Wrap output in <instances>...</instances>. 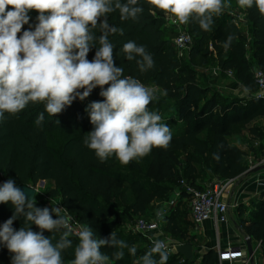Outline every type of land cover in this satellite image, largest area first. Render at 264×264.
I'll return each mask as SVG.
<instances>
[{"label":"trees","instance_id":"trees-1","mask_svg":"<svg viewBox=\"0 0 264 264\" xmlns=\"http://www.w3.org/2000/svg\"><path fill=\"white\" fill-rule=\"evenodd\" d=\"M236 2L225 0L230 6L213 17L211 31L205 32L195 20H189L187 31L193 43L187 62L175 49L176 31L163 27L165 13L161 10H150V6L140 0L144 12L138 20L121 21L118 11L108 14L109 24L123 29V35L109 36L115 45L116 66L123 67V76L138 79L153 89L157 99L150 103V111L160 114L170 110L166 114V125L172 132V140L166 149L153 148L147 156L127 165L120 164L115 156L101 163L95 152L83 144L85 134L93 130L85 108L93 101L105 99L97 87L85 100L77 97L56 116H50L42 102H30L16 115L5 113L0 120V184L9 178L15 180L17 187L49 182L52 187L47 196L58 198L60 205L85 227L90 226L97 238L109 237L115 231L117 238L137 248L135 256L124 249V257L117 261L111 255L114 248L102 247L101 252L109 255L108 264H135L150 249L146 247L149 242L127 231L125 224L146 218L153 204L168 198L180 180L199 190L205 189L201 183L205 170L219 180L239 181L249 175L246 155L230 142L231 136L246 133L260 144L259 151L264 147V101L256 98L255 80V71L264 72V18L253 7L243 9L245 21L242 22L234 8ZM35 22L31 16L30 24ZM244 24L249 26L247 30ZM28 28L29 24L24 25L18 36ZM99 34L97 31L96 35ZM229 34H234L235 39L225 49L223 44ZM129 40L146 46L154 59L152 69L142 73L135 60L124 58L121 48ZM95 51L93 47L89 52L90 61ZM211 62L222 74L232 72L248 95L234 98L213 85H201L199 69L208 67ZM41 112L45 118L42 125L37 126L35 121ZM179 152L185 156L182 169L173 158ZM258 158L264 159V154ZM182 201L165 218L163 231L165 235L186 239L185 244L193 245L195 236L186 234L178 222L184 209ZM36 206L46 207L37 200ZM236 211L241 218L240 229L260 245L264 259V190L259 199L251 201L250 209L240 205ZM13 212L11 202L0 204V225ZM245 215L247 218L243 217ZM24 219L20 216L13 227L19 230ZM32 229L40 231L35 225ZM62 231L54 234L53 242ZM44 235L52 237L53 234L45 230ZM69 239L72 247L62 252L63 264H71L75 258L78 240L71 235ZM10 255L7 248L0 245V264H11ZM155 259L159 260V256ZM167 264H218V255L215 250H209L201 253L200 259L194 254L190 262L173 253Z\"/></svg>","mask_w":264,"mask_h":264},{"label":"clouds","instance_id":"clouds-1","mask_svg":"<svg viewBox=\"0 0 264 264\" xmlns=\"http://www.w3.org/2000/svg\"><path fill=\"white\" fill-rule=\"evenodd\" d=\"M144 3L150 10L170 14L181 25L195 20L205 32L212 30L213 17L230 6L225 0ZM237 4L241 9L255 7L264 18V0H237ZM32 11L38 13L34 24H30ZM114 11L119 12L121 21H135L144 7L140 0H0V120L5 113L18 114L30 102L44 103L45 111L56 116L77 97L83 101L99 87L105 99L85 108L93 130L85 134L83 144L95 152L101 163L115 156L120 164L127 165L147 156L153 148L166 149L172 132L161 122L160 114L149 110L150 103L157 99L153 89L138 79L123 76V67L115 64V45L109 36L123 35V29L109 24L108 14ZM26 24L29 28L18 36ZM234 39V34H229L223 47L228 49ZM93 47L96 51L90 61L87 57ZM121 52L128 61L135 60L142 73L154 67L146 46L133 40L124 43ZM262 97L264 92L257 93V99ZM44 118L41 112L36 125L41 126ZM9 202L14 212L0 225V245L11 254V264H63L62 252L72 247V218L60 215L58 206L37 207L35 196L30 199L12 178L0 184V204ZM20 216L25 218L24 224L17 230L13 223ZM32 225L40 231H34ZM45 230L52 237H46ZM61 230L59 239L53 242L54 234ZM76 235L79 242L71 264H108L109 255L101 252L105 246L115 249L111 255L117 261L124 257L126 248L132 256L137 252L134 245L117 238L115 231L109 237L97 238L87 226ZM152 243L135 264H167L165 242L156 239ZM157 254L159 260L155 259Z\"/></svg>","mask_w":264,"mask_h":264},{"label":"built area","instance_id":"built-area-1","mask_svg":"<svg viewBox=\"0 0 264 264\" xmlns=\"http://www.w3.org/2000/svg\"><path fill=\"white\" fill-rule=\"evenodd\" d=\"M165 20L177 33L173 43L179 57H182L184 52H189L193 43L192 37L187 31V25H181L178 22H175L174 18L171 17L170 14H165ZM220 71V68L217 67L214 72ZM226 75L229 78L234 79L232 72L226 73ZM255 80L258 86L257 93L264 92V72L259 70L255 71ZM260 99L264 101V97ZM260 164L264 165V159L261 160ZM235 183L236 180L234 179H216L207 188L199 190L185 180H180L178 186L171 192L169 199L164 202L160 209H157L153 218L142 217L134 220L131 224H129L128 231L133 234L143 235L151 247L153 246V240H162L165 242L166 250L169 255L176 253V247L178 245L176 244L171 247L168 244L163 231L162 225L165 222V218H167L172 211L176 210L182 199L188 198L190 202V213L193 225L197 229H201L203 224L208 221H212L218 230L219 225L227 222L229 211L231 209L237 210L239 207L237 203L233 205L229 204L226 199V197L231 195V188L235 185ZM259 185V187L264 189V182L259 183ZM59 208L61 209L60 215H67L72 218L70 220V225L73 229L71 236L78 240L76 233L85 226L81 224L76 217L70 215L61 205ZM157 213H160L161 215L158 216ZM259 246L260 245H258L257 248H259ZM217 254L218 264L250 263L247 246L244 242L241 245H230L227 248H222L221 245L218 244Z\"/></svg>","mask_w":264,"mask_h":264},{"label":"rangeland","instance_id":"rangeland-1","mask_svg":"<svg viewBox=\"0 0 264 264\" xmlns=\"http://www.w3.org/2000/svg\"><path fill=\"white\" fill-rule=\"evenodd\" d=\"M234 8L236 9L237 12L241 10V8H239L237 2L235 3ZM29 15L32 16L36 20V16L38 15V13L36 11H32L29 13ZM185 25H187V24H185ZM163 27H165L167 29H173V27H171L166 20H165V24ZM187 55H188V52L187 53L184 52L183 56L181 57L184 60V62H187V59H186ZM215 66H216V64L214 62H211V64L208 67L199 69V75H200L199 79H200L201 85H213L216 88L218 87V88H220V90H223L222 92H224L226 95H230L234 98H241L242 96L244 97L245 95H247V93H245V91H243L242 88L239 87V84L234 79L226 78L223 75H221L219 77L213 75L212 69ZM243 94H245V95H243ZM169 111L170 110L168 109V111H164V112L160 113V115L162 117L161 122L164 124H166V122H167L166 114H168ZM230 142L233 145H236L237 147H239L240 149H242L244 151V153L246 155V162H247V165L249 168H251L252 165H256L255 163H258L259 161H261L260 159L257 160V158H255V156L253 155V153H258V151L260 150V148H259L260 144H258V142L256 143V141L253 138H251L248 134H246V133L235 134V135L230 137ZM262 144H264V143L262 142ZM173 158L176 161L179 168L182 169L185 165L184 154L181 152L175 153L173 155ZM258 166H263V165H261L259 163L258 165L254 166V167H258ZM201 176H202L201 183H204L203 188H207L212 182H214L216 180L215 178H213V175L211 174L210 171L205 170V172H203V174H201ZM30 187L34 188L37 191L35 199L37 201H39L40 203H42L44 206L49 207V208H51L52 206L53 207H57V206L59 207L60 206V202H59L58 198H49L47 196V192L52 187V185L49 182H44V184H42V182H40L37 185H35V186L31 185ZM158 204L159 205L155 204L151 208V211H153L154 214L157 211V209H160L163 206L164 202L158 203ZM179 218H180V220L178 222H179V225L182 228V230L184 232H186V234L195 236V240H194V244H193L194 254L196 255V257L198 259H200V255L202 252L201 251L202 250L201 245H203L202 244L203 241L200 239V235H198L200 232V229H197L191 223V221L187 218V211L185 208L182 210V215H180ZM182 220H184V222ZM162 226H164V224ZM125 229L128 231L127 228H125ZM214 234L216 235V230L214 231ZM141 236L144 239V241L146 242V238L143 235H141ZM165 237H166L168 244L171 247L176 245V244L177 245H183V244H185L184 242L186 241V239L182 241L181 239H179L175 236H172L168 233L165 235ZM146 247L151 248L150 244H149V246L147 245ZM253 264H264V259H263L261 248H258L257 251L255 252L254 258H253Z\"/></svg>","mask_w":264,"mask_h":264},{"label":"crops","instance_id":"crops-1","mask_svg":"<svg viewBox=\"0 0 264 264\" xmlns=\"http://www.w3.org/2000/svg\"><path fill=\"white\" fill-rule=\"evenodd\" d=\"M238 12L240 15V20L242 22L245 21V15L243 14V9H241ZM248 27L249 26L247 24H244L245 30H247ZM216 69H217V66H215L212 69L213 75H215L217 77L223 75L226 78H229L225 73L222 74L221 72H214ZM239 87H241L242 90L245 91V93H247V91L240 84H239ZM217 89L220 92L223 91V90H220V88H218V87H217ZM243 95H245V94H243ZM247 95H248V93H247ZM247 95H245L244 97H246ZM244 97L242 96L241 98H244ZM261 154H264V148L261 151H258V153H256V154L253 153L255 158H257V160H259L258 157H260ZM260 162L261 161H259L258 163H255V164L258 165ZM256 165H252L251 168H253ZM257 179L260 180V183L264 182V170H262L258 173H255V174H249V175L243 177L241 180L237 181L236 184L233 186V188H231V195L226 197L227 202L231 205L237 203L239 206L242 205L244 208L250 209L251 201L254 199L255 200L259 199L261 192L264 190L261 187H259L260 185L256 182ZM177 186H178V184H177ZM170 195H171V193L169 194V197H170ZM169 197L166 198L165 200H162V201H156L153 204V206L155 204L159 205L158 203H162V202L167 201L169 199ZM181 206H182V208L186 209L187 218L190 221H192L191 215H190V208H189L190 207L189 199L188 198L183 199ZM249 212L250 211L248 210L247 214H249ZM147 217L153 218L154 217L153 211H150L148 213ZM243 217L247 218V215H245ZM239 218L240 217H239V214L237 213V211L235 209H231L228 213V216H227V222L222 224V225H219L218 230L216 229V226L214 225V223L212 221H208L205 224H203V226L200 229V232L198 234V235H200V239L203 241V243H202L203 245H201L202 246L201 247V249H202L201 253L207 252L209 250H215L217 253V245L218 244H220L222 248H227L230 245L238 246V245H241L243 242L245 243V238L247 236L240 229V226H239L240 221L239 220H241V218L240 219ZM125 228H127L129 230V224H125ZM215 230H216V235L214 234ZM252 245H253L254 254H255V252L258 249L257 246L259 244L253 240ZM259 248H260V246H259ZM251 264H253V263H251Z\"/></svg>","mask_w":264,"mask_h":264},{"label":"water","instance_id":"water-1","mask_svg":"<svg viewBox=\"0 0 264 264\" xmlns=\"http://www.w3.org/2000/svg\"><path fill=\"white\" fill-rule=\"evenodd\" d=\"M264 170V165L263 166H258V167H254L251 168L248 173L250 174H255L258 173L260 171ZM42 184H44V182H42ZM19 188H21L22 190H24L29 198L31 199L33 196H36V190L30 186H20ZM252 238L251 237H246L245 238V243L247 246V251H248V255L250 258V262L253 263V258H254V248L252 245ZM176 253L181 255L183 257L184 260L186 261H193L194 259V249H193V245L192 244H183V245H178L176 247Z\"/></svg>","mask_w":264,"mask_h":264}]
</instances>
